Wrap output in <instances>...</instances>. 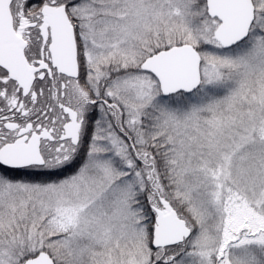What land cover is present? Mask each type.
Here are the masks:
<instances>
[{
  "label": "snow or ice",
  "instance_id": "snow-or-ice-1",
  "mask_svg": "<svg viewBox=\"0 0 264 264\" xmlns=\"http://www.w3.org/2000/svg\"><path fill=\"white\" fill-rule=\"evenodd\" d=\"M0 264H264V0H0Z\"/></svg>",
  "mask_w": 264,
  "mask_h": 264
}]
</instances>
